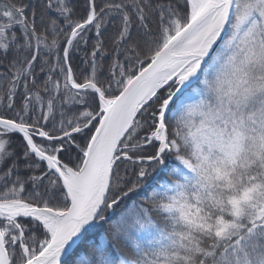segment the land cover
<instances>
[{
  "label": "snow or ice",
  "instance_id": "1",
  "mask_svg": "<svg viewBox=\"0 0 264 264\" xmlns=\"http://www.w3.org/2000/svg\"><path fill=\"white\" fill-rule=\"evenodd\" d=\"M0 264H264V0H0Z\"/></svg>",
  "mask_w": 264,
  "mask_h": 264
}]
</instances>
